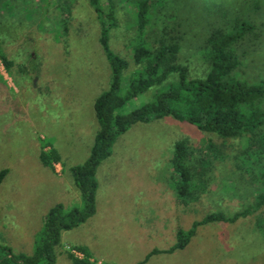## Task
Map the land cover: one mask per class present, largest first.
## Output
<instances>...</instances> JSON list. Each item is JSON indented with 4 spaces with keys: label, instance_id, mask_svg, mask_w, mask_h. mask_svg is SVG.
I'll list each match as a JSON object with an SVG mask.
<instances>
[{
    "label": "rangeland",
    "instance_id": "rangeland-1",
    "mask_svg": "<svg viewBox=\"0 0 264 264\" xmlns=\"http://www.w3.org/2000/svg\"><path fill=\"white\" fill-rule=\"evenodd\" d=\"M141 1L100 0L104 11L110 3L114 7L109 44L129 62L127 73L134 68L130 46ZM146 1L144 39L156 47L181 38L177 62L187 66L192 80L209 71L204 41L209 33L250 25L232 46L239 59L233 77L264 87V0ZM99 34L88 0H1L0 51L12 65L6 71L0 61V171L8 170L0 184V244L15 255L32 254L29 235L41 229L46 207H83L69 169L89 155L98 129L93 103L109 84ZM164 88H151L125 111L150 102ZM259 107L264 110V101ZM254 135L223 139L171 116L134 124L98 166L95 213L61 233L55 264H73L69 254L77 257L78 248L100 264H264V205L255 208L264 192V154L255 156L259 136L254 148L245 149ZM182 141L201 163L200 177L191 184L196 195L185 200L175 192L179 177L171 162ZM43 146H53L61 157L58 175L41 163ZM238 213L235 222L199 227L184 250L143 262L154 250L172 248L177 230H188L209 214Z\"/></svg>",
    "mask_w": 264,
    "mask_h": 264
},
{
    "label": "trees",
    "instance_id": "trees-1",
    "mask_svg": "<svg viewBox=\"0 0 264 264\" xmlns=\"http://www.w3.org/2000/svg\"><path fill=\"white\" fill-rule=\"evenodd\" d=\"M88 1L99 20L98 42L108 62L110 78L108 87L93 103L98 129L89 155L82 164L69 169L83 207L67 210L62 204L53 206L44 216L41 229L35 235L32 254L15 255L10 248L0 244V264H55V251L60 245L61 233L82 225L95 213L98 166L110 157L116 139L134 124L149 123L153 119L171 116L181 123L185 122L201 131L217 134L223 139L255 134L245 140V149L254 148L252 141L259 136L257 141L260 150H256L255 156L262 157L264 154V110L259 107L264 101V87L259 84L249 85L233 77V72L239 66V59L232 46L251 30L250 25H235L232 31L227 33L220 29L209 33L204 40L209 71L203 79L192 80L188 79L187 66L177 62L181 38H171L168 43L161 42L156 47L144 39V32L149 23V5L146 0L138 2L135 18L137 36L130 46L134 68L127 73L129 62L115 54L109 44L110 32L116 27L112 3L106 12L100 0ZM0 61L6 71L11 68L12 61L1 51ZM172 75H176V79L168 82ZM160 86L165 88L156 91L150 102L130 112L125 111L131 101L151 88ZM187 145L184 141L177 143L171 160L173 170L179 177L175 192L181 200L196 195L191 193V184L200 177V160L193 158V150ZM45 147H42L39 159L44 167L55 172L54 165L61 163V157L53 146H49L48 150H44ZM245 149L241 157L247 154ZM7 173L6 169L0 171V184ZM263 179H260L262 186ZM263 195L264 192L262 196H257L255 208L263 207ZM239 215L238 213L225 217L223 214H209L202 221L193 222L188 230H177L176 243L172 248L166 251L154 250L143 262L155 254L184 250L197 234L199 227L210 223L235 222ZM76 251L83 257L77 258L69 254L73 264H100L91 259L84 249L78 248Z\"/></svg>",
    "mask_w": 264,
    "mask_h": 264
},
{
    "label": "crops",
    "instance_id": "crops-1",
    "mask_svg": "<svg viewBox=\"0 0 264 264\" xmlns=\"http://www.w3.org/2000/svg\"><path fill=\"white\" fill-rule=\"evenodd\" d=\"M57 165H59V164H56L55 165V174H57L58 175V170H57ZM61 166V165H60ZM51 208H49V207H46V209L44 210V212L45 213H42L43 215L41 216V218H42V220H41V225H42V222H43V218H44V216L46 215V213L50 210ZM39 222H40V219H39V221H38V224H39ZM83 225V224H82ZM76 229V228H75ZM40 230V229H39ZM66 232V231H65ZM68 232V231H67ZM36 233H37V231H36V228L35 229H33L31 232H30V243L32 244H34V239H35V235H36ZM83 256H82V254H79L78 256H77V258H82ZM56 263V262H55Z\"/></svg>",
    "mask_w": 264,
    "mask_h": 264
}]
</instances>
